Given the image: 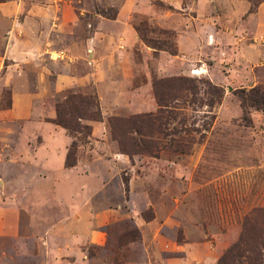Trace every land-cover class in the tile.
Listing matches in <instances>:
<instances>
[{
    "label": "rangeland",
    "instance_id": "1",
    "mask_svg": "<svg viewBox=\"0 0 264 264\" xmlns=\"http://www.w3.org/2000/svg\"><path fill=\"white\" fill-rule=\"evenodd\" d=\"M252 87L264 0H0V264H215L263 231Z\"/></svg>",
    "mask_w": 264,
    "mask_h": 264
},
{
    "label": "trees",
    "instance_id": "2",
    "mask_svg": "<svg viewBox=\"0 0 264 264\" xmlns=\"http://www.w3.org/2000/svg\"><path fill=\"white\" fill-rule=\"evenodd\" d=\"M171 53L175 54L174 52ZM165 81H163V79H156L152 82L154 96L158 105L157 112L154 115L145 114L143 115V117H139L136 115L130 117L128 121H132V122L133 120L139 121L138 126L135 125V121H134V123L132 124L133 126H131L132 131H135L138 134H145L152 136L153 133H158L162 125L166 123L165 120L166 118L162 115V112L165 111V109H167L169 105L166 104L163 98L164 94L160 92V87L165 83ZM203 82H205L209 87H211L212 90L211 93L213 96L207 98V100H205V102H202L201 105H205L206 107L212 108L215 104L220 102L222 91L220 87L210 84L208 80H205ZM182 85L183 86L179 88L188 91L192 97L197 93L196 88H194L195 86L184 85V84ZM236 93L239 97L242 106L245 104L246 101H249V105H252L264 111L263 88L252 87L250 88V90H248V93H245V90H238ZM79 100L82 101V99ZM171 107L174 108L175 106L173 105ZM76 113H77V117H82L84 115V114H80L79 112ZM113 120L114 118L108 119L109 123L111 124V128H112ZM55 122L65 127L66 129L67 128L74 129V124L71 123V119L63 118V116H61L58 111L56 114ZM142 128H144L145 130H142ZM121 150L126 153L128 152L126 151L127 149L124 147H121ZM65 163L66 165L71 164L68 163L67 160L65 161ZM261 223L264 224V219L261 221ZM252 228L253 226L247 227L246 225H244L238 240L221 254V256L217 259L215 264H264V230L255 231L252 230ZM251 230L253 231L252 234H250Z\"/></svg>",
    "mask_w": 264,
    "mask_h": 264
},
{
    "label": "crops",
    "instance_id": "3",
    "mask_svg": "<svg viewBox=\"0 0 264 264\" xmlns=\"http://www.w3.org/2000/svg\"><path fill=\"white\" fill-rule=\"evenodd\" d=\"M75 264H84V262L83 261L75 262Z\"/></svg>",
    "mask_w": 264,
    "mask_h": 264
},
{
    "label": "bare ground",
    "instance_id": "4",
    "mask_svg": "<svg viewBox=\"0 0 264 264\" xmlns=\"http://www.w3.org/2000/svg\"><path fill=\"white\" fill-rule=\"evenodd\" d=\"M197 72H201V71H197Z\"/></svg>",
    "mask_w": 264,
    "mask_h": 264
}]
</instances>
